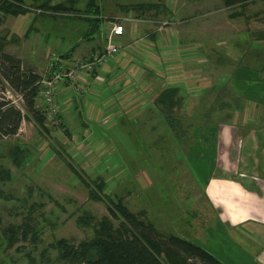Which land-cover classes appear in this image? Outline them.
<instances>
[{"label":"rangeland","instance_id":"1","mask_svg":"<svg viewBox=\"0 0 264 264\" xmlns=\"http://www.w3.org/2000/svg\"><path fill=\"white\" fill-rule=\"evenodd\" d=\"M26 1L36 3L35 0ZM192 1L195 0H77V7L86 8L89 14L98 11L102 15H119L126 12L124 6L127 4L145 2L156 5L153 11L157 12V15L169 5L174 11L179 10V14H184L183 18H188L191 13L185 12L184 4L190 5ZM205 1L197 3L204 6ZM207 1L209 3L210 0ZM251 7L249 14L257 10L260 12V8L264 7V0H257ZM70 17L53 18L36 16L33 13L18 17L9 15L0 24V36L10 38L6 45L7 50L16 51L29 65L31 64L27 59L31 56L36 55L37 62L43 61L47 49L50 52L46 61L50 63L52 52L59 55L69 46L77 44L80 39L85 38L86 30L89 36L96 38L98 35L99 30L94 33L92 28H85V20ZM257 17L260 20L250 19L248 26L252 29L254 23L263 25L260 32L264 35V13ZM30 25L32 28L27 36ZM109 25L107 22L103 27L106 33L110 31ZM86 41H83L86 44L84 47L95 43ZM81 43L79 42L76 48ZM252 49L253 47H246V51ZM85 56H81L82 59ZM208 59L206 57V63H200L205 65L201 67L203 74L209 73V67L212 66V63L207 62ZM212 74H217V80L218 76H221L218 71ZM45 75L46 72L41 78ZM205 79L200 84L203 85L207 81V78ZM211 88L212 90L201 98L202 101H197L200 100L199 104L204 105L209 100L207 106L214 109H207L205 113L201 110L199 114L203 116H200V119L188 116L198 114V111H184V119L193 120V124H197V120L200 125L198 132L195 133L193 129V135L189 129L187 132V128L165 132V129L158 131L160 127H157L153 131V134L157 135L156 140L149 143L145 128L139 127L140 122L136 123L127 116H122L117 121L109 119L102 124L96 119H87L82 111L81 121L74 122L69 120L66 114L63 115L64 122L67 125L72 124V127L67 128L61 125L69 134L65 130L63 134L57 133V127L49 121L46 123L47 131H40L31 118H26L21 122L18 135L0 138V170L10 171L9 180H0V264H63L58 262L57 251L50 248L49 244L59 238L74 243L89 238L93 233L91 226L81 224L78 217L86 213L97 219L109 215L104 199L94 200L89 197L88 185L100 180L105 183L101 195L110 196L114 200L120 199L133 212L143 210L146 219L162 233L191 239L192 233L198 228L201 231L208 228L209 223L214 222L215 214L201 191L206 175L196 173L195 168H192L194 163L201 162L199 160L202 159V148L206 146L202 142L207 141L201 139L211 134L210 129H204V126L208 125L205 119L215 120H212V125H216L221 120L228 119L229 114L237 123L244 118L236 106L239 100H232L233 94L228 89V93H224L213 90V86ZM212 94L214 103L211 105ZM3 95L15 105L21 106V99L17 94L7 89ZM184 102L187 103V99L184 98L183 104ZM250 112L248 116H252L251 119L257 122L255 111ZM88 113H91V110ZM79 122L83 124L79 125ZM251 122L247 124L255 126ZM252 135L255 136V133ZM194 138V143L198 144L187 146L192 149L194 147V153L191 152L192 161L188 162L186 154L189 148L185 145ZM16 143L22 144L27 151V156H23L19 166L14 165L10 158L11 149ZM236 147L240 150L242 143L238 142ZM250 148L252 156H256V145ZM261 169L264 171L263 163ZM199 175L201 176L198 177ZM22 221L30 225L31 232L34 231L38 236V241L22 240L17 236L19 240L10 245L6 230L11 225L21 224Z\"/></svg>","mask_w":264,"mask_h":264},{"label":"crops","instance_id":"2","mask_svg":"<svg viewBox=\"0 0 264 264\" xmlns=\"http://www.w3.org/2000/svg\"><path fill=\"white\" fill-rule=\"evenodd\" d=\"M200 1L184 4L185 12L191 13L188 18H183L184 14H179V10L174 11L167 5L159 15L153 8L145 12L130 10L120 16L100 14L102 21L96 30L93 24L85 21V28H92L94 33L99 30L98 35L96 38L88 35L84 40L80 39L78 43H82L72 51L69 59L81 54L87 56L84 59L103 52L109 32L106 33L103 27L107 22L110 23L111 18L128 16L136 19L125 22L128 26L124 25L123 35L114 37L119 47V53L114 58L82 73L78 83L63 81L59 85L56 91L58 117L67 128L72 127V124L64 122V114L69 120L81 121L83 111L87 119H96L102 124L109 119L117 121L127 116L129 120L140 122L139 127L145 128L147 133V142L153 143L157 137L153 131L157 127H160L158 131L172 130L160 108L153 103L163 88L177 87V97L182 100L174 106L175 130L187 128V132L189 129L193 135V129L195 133L198 132L200 125L197 120V124H193V120L184 119L185 109L198 111V114L188 116L200 119L203 116L199 114L201 110L205 113L207 109H214L207 106L209 100L204 105L199 104L203 100L201 98L212 90V86L213 90H219L223 85L226 88L230 86L227 88L229 92L240 97L235 105L244 118L237 123L229 114L228 119L216 125H212L213 119H205L208 127L204 126V129H210L211 134L201 139L207 141L202 142L206 145L202 148V159L194 163L192 168H195L196 173L206 175L201 191L215 219L208 228L194 231L191 239L226 264H264V171L261 169L262 163L264 169V35L260 32L263 25L254 23L252 29L248 26L250 19L260 20L257 16L263 15V9L249 14L251 6L257 1L254 0L241 15L233 18L231 13L236 10V6L226 7L223 0L218 3L215 0L208 3L206 0L205 5L201 6L197 3ZM109 26L111 28V23ZM86 31L84 35H87ZM86 40L95 43L84 47L86 44L83 41ZM246 47L253 49L246 51ZM7 51L20 58L16 51ZM49 52L45 50L43 61L37 62L36 55L28 58L27 62L31 65L20 59L24 66L35 72L48 74L50 69L46 59ZM206 57L212 66L209 67V73L203 74L201 67L205 65L201 64L206 63ZM214 71L221 73L218 80L217 74H212ZM205 78L207 81L200 84ZM211 97L212 105L214 95ZM184 98L187 103L183 104ZM37 106H45L40 97H37ZM90 110L91 113H88ZM252 110L255 111L257 122L248 116ZM249 122L255 126L248 125ZM82 124L79 122V125ZM196 139L201 143L197 136ZM196 139L185 145L189 148L186 154L188 162L192 161L194 147L187 146L198 144L194 143ZM238 142L242 143L240 150L236 147ZM254 144L258 152L253 157L250 147Z\"/></svg>","mask_w":264,"mask_h":264},{"label":"trees","instance_id":"3","mask_svg":"<svg viewBox=\"0 0 264 264\" xmlns=\"http://www.w3.org/2000/svg\"><path fill=\"white\" fill-rule=\"evenodd\" d=\"M35 1L36 3H27L26 0H0V24L6 16L18 17L29 13L53 18L71 16L72 19H83L89 21L90 25L93 24L95 30L102 21L98 11L89 14L86 8H78L77 0ZM253 1L223 0V3L226 7L236 6V10L231 13V17L234 18L241 15ZM155 6L153 3L138 2L127 4L124 8L126 12L130 10L145 12L156 8ZM262 12L264 13V7ZM112 21H115L114 17L111 18L110 22ZM31 28L32 25L27 31V36ZM87 36L88 34L85 38ZM9 40L10 38L0 36V138L15 136L21 122L26 118H31L40 130L47 131L45 106H37L41 74L24 66L19 57L6 50ZM77 44L72 45L70 50L59 53V57L69 58ZM7 89L20 97L21 106L15 105L11 99L3 95ZM226 89L223 85L219 91L228 93ZM177 92V87L163 88L153 101L164 114L165 120L169 121L172 129H175L176 125L173 123L174 106L182 101L181 97H177ZM231 97L232 100L240 98L234 94ZM23 156H27L25 147L16 143L11 149V161L19 166ZM9 179L10 171L1 169L0 180ZM91 184L88 185L89 197L94 200L104 199L109 215L97 219L86 213L78 217L81 224L91 226L92 236L78 243L70 242L65 238L51 242L49 247L57 251L58 262L63 264H226L190 238L158 231L152 222L146 219L143 210L133 212L120 199L114 200L110 196L101 195L105 188L104 181ZM33 232L30 225L23 221L19 225L9 226L6 230L10 245L19 239L37 242L38 236Z\"/></svg>","mask_w":264,"mask_h":264},{"label":"built area","instance_id":"4","mask_svg":"<svg viewBox=\"0 0 264 264\" xmlns=\"http://www.w3.org/2000/svg\"><path fill=\"white\" fill-rule=\"evenodd\" d=\"M136 20L134 17L123 16L110 22L111 28L106 36L104 50L100 54L92 55L88 58H61L52 52L50 56V72L40 79V89L37 97H40L45 103L46 119L54 127H57V133L63 134L64 128L61 126L59 114V103L56 100V91L63 81L78 83L82 73L93 69L94 65H101L107 59L114 58L119 53V47L114 41V37L121 36L124 33V23ZM6 139V137L4 138Z\"/></svg>","mask_w":264,"mask_h":264},{"label":"bare ground","instance_id":"5","mask_svg":"<svg viewBox=\"0 0 264 264\" xmlns=\"http://www.w3.org/2000/svg\"><path fill=\"white\" fill-rule=\"evenodd\" d=\"M224 172V171H223Z\"/></svg>","mask_w":264,"mask_h":264}]
</instances>
